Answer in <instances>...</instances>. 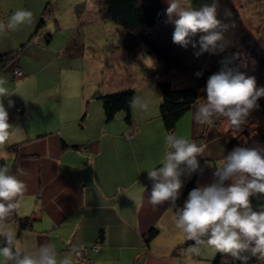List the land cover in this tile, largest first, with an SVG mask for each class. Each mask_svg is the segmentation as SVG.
<instances>
[{
  "label": "crops",
  "instance_id": "0c3cea01",
  "mask_svg": "<svg viewBox=\"0 0 264 264\" xmlns=\"http://www.w3.org/2000/svg\"><path fill=\"white\" fill-rule=\"evenodd\" d=\"M41 1L26 4L25 10L32 13L30 23L0 34L1 54L24 46L16 60L0 67V78L6 81L0 86L8 90L0 102L8 111L9 124L18 129L10 143L0 146V167L7 165L10 174L25 185L17 208L0 224V231L10 229L14 233V244L20 245L22 255L24 251L35 253L40 245L54 244L57 258L70 256L74 264H79L75 249L81 245L99 248L98 252L90 250L91 264H212L220 254L212 248L202 245L199 254L187 251L190 240L175 226V208L169 209L170 201L155 208L148 202L155 181L148 178L147 171L163 167L169 151L165 137L170 133L164 129L159 111L161 80L155 79V85L150 82L148 86L143 79L139 85H132L137 87L135 96L149 102L148 111L142 112L141 101H134L137 110H132L133 124L125 122L123 112L107 123L97 96L133 89L116 81L114 88L88 91L79 80L46 73L61 58L50 49L54 35L44 31L45 15L50 10L54 15V10L50 6L42 10ZM1 6L0 22L6 25L15 10ZM100 14L104 18L103 12ZM42 19L44 25L37 32ZM118 32L124 44L141 48L133 34ZM123 50L129 57L137 55L131 48ZM16 68L22 69L23 78L14 77ZM140 89L151 92L138 95ZM195 109L196 105L172 134L181 131L180 137L196 143L204 135L206 124L195 122ZM216 129L210 126L206 135L208 145H213L211 151L204 149L207 157H197L203 162L197 187L218 181L214 176L221 161L217 152L226 144ZM63 142L81 149L63 148ZM179 170L181 193L194 172L189 174L183 164ZM18 218L31 223L23 229ZM153 229L158 235L147 244L146 237ZM0 242L6 244V237L0 236ZM0 264H5L2 258Z\"/></svg>",
  "mask_w": 264,
  "mask_h": 264
},
{
  "label": "clouds",
  "instance_id": "9594fccd",
  "mask_svg": "<svg viewBox=\"0 0 264 264\" xmlns=\"http://www.w3.org/2000/svg\"><path fill=\"white\" fill-rule=\"evenodd\" d=\"M167 15L178 19L175 25L173 42L187 48L189 37L198 33H208L200 38L202 51L209 46L215 47L222 39L220 32L214 31L221 25L217 18V4L203 5L199 10L187 4V0H167ZM231 15L230 10L227 13ZM32 13L17 10L8 22H0V34L5 30H15L17 26L31 22ZM234 26V25H233ZM196 45L193 44V47ZM201 53L197 52L199 56ZM238 55V54H236ZM149 60H151L149 58ZM227 65L228 61H221ZM197 77L202 72L195 73ZM6 81L0 78V85ZM206 99L196 105L194 120L199 125L210 124L213 118L227 120L229 127L239 130L246 122L250 113L259 107L257 101L264 96V88H258L254 77L222 68L212 74L206 87ZM8 95V90L0 86V97ZM133 100L141 101L140 111L147 112L149 102L142 97L134 96ZM9 100V105H12ZM134 110H137L133 106ZM9 114L0 102V146L10 143V138L17 134L8 122ZM167 151L162 165L148 170V178L155 181L148 202L153 208L171 202L170 210L175 208V226L185 234L187 240H195L187 250L199 254V247L206 245L213 250L230 254L233 258L247 262L242 252L264 260V210L254 211L251 197L264 196V147H235L220 161L214 172L218 181L209 185L198 186L191 190L183 207H177L182 181L180 166L186 165L188 173L200 168L197 160L204 152L203 146L189 142L186 138L175 134L165 137ZM14 158V154H13ZM230 181L226 184L225 182ZM25 185L15 175L10 174L7 165L0 167V224L18 206L17 198L24 192ZM6 237L7 246L0 247V258L5 264H74L70 256L57 258L54 244L40 245L35 253L24 251L19 244H14V233L8 229L0 231ZM207 236L205 241L201 237ZM254 245V246H253Z\"/></svg>",
  "mask_w": 264,
  "mask_h": 264
},
{
  "label": "rangeland",
  "instance_id": "374dc122",
  "mask_svg": "<svg viewBox=\"0 0 264 264\" xmlns=\"http://www.w3.org/2000/svg\"><path fill=\"white\" fill-rule=\"evenodd\" d=\"M28 2L36 4L42 1L0 0V7L2 8L3 4L5 9L25 10ZM214 2L217 4V18L221 21L220 27L214 31L220 32L222 39L217 41L213 48H234L240 54L242 69L257 72L261 59L264 60V0H187V4L196 10L205 4L211 5ZM165 4L169 7L167 0ZM48 6L54 10V15L51 10L45 15L47 22L44 31L54 35L50 49L51 52L56 53L57 59L61 58L59 63L46 72L50 76L79 80L88 91L95 87L97 90L114 88L118 84L116 81L127 84L128 88L135 90L137 87L132 85H135L134 83L139 85L143 79L146 80L148 86L150 82L153 83L150 85H155V79L171 81L174 85L180 83L181 88L191 86L190 80L188 81L181 72L168 69L163 61L156 56L149 55L144 44L139 43L141 44L139 48L129 42L124 44L120 41L118 31L122 32L125 29L101 16L102 0H44L41 9L44 10ZM229 10L230 16L227 14ZM78 13L80 16L77 18ZM175 19L178 17L174 15L170 19L167 15L165 21L172 22ZM56 30L59 31L55 34ZM207 34L199 33L200 37ZM142 45L145 51H142ZM124 47L131 48L137 55L129 57L127 51L123 50ZM204 62L205 59L201 57L195 59L194 63L204 65ZM256 75L259 77L262 73ZM145 92L151 91L140 89L139 93H136L139 95ZM262 106H264L263 103ZM188 122V119H184V124L188 125ZM182 126L180 125L178 129L181 130ZM216 128L217 132L222 134L226 144L224 149L219 148L217 152L221 161L230 153L227 143L231 137L247 141L248 137L254 138L255 135L254 128L243 124L241 129L235 130L228 126L226 119ZM247 129L249 132L245 134L244 130ZM180 134H182L181 131L177 132V136ZM211 139L212 135H210V141ZM205 141L207 143L204 149L208 147L211 151L213 145H208L209 139L206 138ZM255 147H264V143L255 144ZM199 157H207L206 151Z\"/></svg>",
  "mask_w": 264,
  "mask_h": 264
},
{
  "label": "trees",
  "instance_id": "16d2710c",
  "mask_svg": "<svg viewBox=\"0 0 264 264\" xmlns=\"http://www.w3.org/2000/svg\"><path fill=\"white\" fill-rule=\"evenodd\" d=\"M166 10L165 0H102V12L105 20L111 21L130 34H133L139 43L145 45L149 55L156 56L159 60L163 61L168 69L178 70L191 82V86L186 88L175 87L171 81L167 80L158 83L161 93L160 118L164 129L168 133L172 134L175 131L178 122L195 105L201 102V98L206 99L207 94L201 91V89L206 87L208 78L212 74L219 72L222 68L225 70L230 68L233 73L240 72L247 77L254 78L257 77V73H262V76L255 78V80L258 88H264L263 59L260 58L261 62L257 72H249L248 69V71L242 69L240 54L234 48L223 47V49H214L210 45L208 51H202L199 44L201 38L199 33L189 37L190 43L187 48L174 43L172 37L175 25L173 22L165 21L167 17ZM43 25L44 20L42 19L37 32ZM193 44L196 46L193 47ZM23 48L24 46L10 54L3 55L0 53V67L4 68L16 60ZM197 52L201 54L197 56ZM201 57L205 59L204 65L195 64V59ZM221 61H228V63L224 65ZM197 72H202V76L197 77L195 75ZM134 96L135 91L131 89L106 95L99 94L97 97L102 103L106 122H113L117 115L123 112L125 114V122L130 125L133 124L132 110ZM257 103L259 107L250 113L244 123L249 128H254V138H250L247 135V142L244 139L240 140L231 137L227 143L230 152L235 147H255V144L264 143V106H262V103L264 104V96L260 97ZM224 120L225 118L223 117L219 119L213 118L210 124H206L204 135L196 140L198 146L205 141L210 126L222 125ZM244 131H246L245 134L249 132L248 129ZM68 147L74 150L81 149L80 146H69L63 142V148ZM199 164V170L193 173L191 180L180 193L179 199L176 201L177 207H183L189 192L197 187V177L203 162L201 161ZM225 183L228 184L230 181ZM251 205L254 211L264 210V196L251 197ZM18 221L20 227L23 229L27 228L31 223L29 219L18 218ZM157 235L158 231L153 229L146 237V243L149 244ZM201 239L206 241L208 237L204 236ZM0 244L2 245L1 242ZM188 245H196V241L190 240ZM2 246H7V243ZM241 256L248 257L246 264H264V260L252 255L250 251L242 252ZM9 264H13V262H9ZM212 264H245V262L233 258L230 254L221 253Z\"/></svg>",
  "mask_w": 264,
  "mask_h": 264
},
{
  "label": "built area",
  "instance_id": "2783aa9c",
  "mask_svg": "<svg viewBox=\"0 0 264 264\" xmlns=\"http://www.w3.org/2000/svg\"><path fill=\"white\" fill-rule=\"evenodd\" d=\"M14 77L17 79L24 77V73L21 68H16L14 70ZM90 250L98 252L99 248L97 246H93L92 248H89L86 245H81L75 249V256L79 264H91V259L89 256Z\"/></svg>",
  "mask_w": 264,
  "mask_h": 264
}]
</instances>
